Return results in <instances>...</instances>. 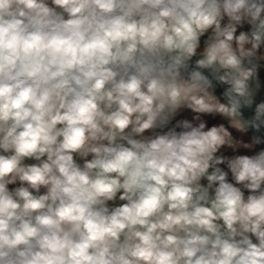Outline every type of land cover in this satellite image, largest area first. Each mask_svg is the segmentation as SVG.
Masks as SVG:
<instances>
[{
  "label": "clouds",
  "instance_id": "1",
  "mask_svg": "<svg viewBox=\"0 0 264 264\" xmlns=\"http://www.w3.org/2000/svg\"><path fill=\"white\" fill-rule=\"evenodd\" d=\"M262 69L264 0H0V264H264Z\"/></svg>",
  "mask_w": 264,
  "mask_h": 264
},
{
  "label": "crops",
  "instance_id": "2",
  "mask_svg": "<svg viewBox=\"0 0 264 264\" xmlns=\"http://www.w3.org/2000/svg\"><path fill=\"white\" fill-rule=\"evenodd\" d=\"M248 29V26L245 25L243 30H247ZM239 31V29H238ZM207 35V34H206ZM205 37H202L201 40L203 41ZM217 95V94H216ZM218 96V95H217ZM218 98L221 100V102H224V100H222L219 96ZM191 116H192V113L190 112V110H183L181 113H180V116H178L177 118H188V119H191ZM204 119H206L208 121V125L211 126L213 124H221L223 123L225 125L226 128H228V130L231 132V134L233 135V137L235 139H239V140H243L245 142H248L250 140V138L252 137L251 134L249 133V131L245 132V133H241L239 132L238 130L232 128L227 119L220 116V115H216L215 117H208V116H205ZM256 150H259V147L257 146V149ZM220 153H224L226 156H231V155H234V154H252L251 152H249L248 150L246 149H243V148H239L237 150L236 153L233 152V150L227 146L225 147H222L220 149V151L217 153L220 154Z\"/></svg>",
  "mask_w": 264,
  "mask_h": 264
},
{
  "label": "water",
  "instance_id": "3",
  "mask_svg": "<svg viewBox=\"0 0 264 264\" xmlns=\"http://www.w3.org/2000/svg\"><path fill=\"white\" fill-rule=\"evenodd\" d=\"M222 91L223 88L221 86H217L215 89V94H217L222 100H224L223 96L221 95ZM242 114H243V118L247 119L253 114V112L251 109H242ZM248 131L251 134V136H253L254 134L264 135V129L261 130V133H254L251 129H249ZM258 147L259 148L264 147V144L259 145Z\"/></svg>",
  "mask_w": 264,
  "mask_h": 264
},
{
  "label": "trees",
  "instance_id": "4",
  "mask_svg": "<svg viewBox=\"0 0 264 264\" xmlns=\"http://www.w3.org/2000/svg\"><path fill=\"white\" fill-rule=\"evenodd\" d=\"M260 79H261L262 87H261L260 93L257 95V100L264 99V69H262L260 72ZM220 154L225 155L224 153H220ZM220 154H218V155H220ZM220 167H223V168H225V170H227L225 165H221ZM210 171H211V169H209V172ZM229 179H230V176H229Z\"/></svg>",
  "mask_w": 264,
  "mask_h": 264
}]
</instances>
